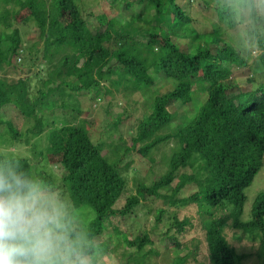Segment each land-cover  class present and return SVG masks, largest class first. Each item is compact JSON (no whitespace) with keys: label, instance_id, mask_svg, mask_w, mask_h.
<instances>
[{"label":"trees","instance_id":"16d2710c","mask_svg":"<svg viewBox=\"0 0 264 264\" xmlns=\"http://www.w3.org/2000/svg\"><path fill=\"white\" fill-rule=\"evenodd\" d=\"M109 1L111 8L91 12L95 19L90 20L83 0H0V71L7 74L10 67L25 65L28 73L14 81L0 76V143L18 147L15 152L47 180L50 174L40 166L57 168L66 195L80 210L92 213L86 222L99 238L114 218L134 215L147 200L156 206L155 227L162 229L163 238L172 239L174 254L187 250L172 264H187L196 259L198 245L181 244L179 235L194 223L192 217L180 218L178 209L196 204L210 264H243L250 256L230 243L229 227L239 232L238 239L258 244L257 259L264 264V191L244 219L246 190L264 165V81L255 83L264 75V37L255 45L245 42L259 50L257 55L245 51L216 0H198L197 12L210 13L204 20L211 26L208 31L199 30L195 22L201 20L187 12L194 0ZM156 5L163 18L159 23L149 20ZM119 6L134 8L127 22H143L147 39L141 32L121 30L122 24L108 25V12L115 13ZM25 38L42 42L38 51H29ZM248 66H254L247 80L254 88L243 91L233 75ZM33 76L39 79L38 87ZM108 80L121 88L126 102L137 92L144 96L147 110L136 118L134 130H128L131 146L121 144L122 134L113 146L94 139L84 121L57 115V109H72L79 93L101 98ZM6 105L17 109L21 127L5 118ZM73 108L82 111L79 104ZM123 108L106 126L107 133L125 124L129 104ZM170 141L171 153L163 155L165 172L153 178L149 172L156 174L155 169H149L145 175L150 182L138 181L136 193L117 207L131 167L130 162L121 166L124 159L137 150L153 161L151 152ZM27 143L31 146L22 153L19 146ZM106 145L112 155L104 153ZM189 187L195 189L181 196ZM152 205H146L150 212ZM113 227L116 244L110 247L112 236L103 240L104 255L118 254L123 240L132 250L122 252V264H153L152 258L161 253L148 229L122 240L120 227Z\"/></svg>","mask_w":264,"mask_h":264},{"label":"rangeland","instance_id":"374dc122","mask_svg":"<svg viewBox=\"0 0 264 264\" xmlns=\"http://www.w3.org/2000/svg\"><path fill=\"white\" fill-rule=\"evenodd\" d=\"M180 1V0H179ZM183 1V0H182ZM184 2V1H183ZM187 2V0H186ZM16 2H13V5H15ZM110 5L109 0H83L82 6L85 9L86 16H90L91 12L96 13H102L107 10V6ZM50 6V2H49ZM137 6V5H136ZM188 6V7H187ZM187 12L190 13L192 18L199 19L201 21L195 22V25L199 28V30L208 31L211 30V26L204 22L206 20V16L204 13H199L197 10L199 7V1L194 0L192 1L191 6L187 5ZM111 8V7H110ZM113 10L116 12H108L109 19L111 18V21L108 23V25L113 27H119L121 30L127 31L132 35H136L139 32H141L142 38H146L147 33L143 29L145 24L143 22L140 23H132L129 24L130 20V13H134V8H130L128 10H123L120 6L115 7ZM159 10V7L156 5V7L153 8L152 16L149 17V20L157 21V23L160 22L162 18L161 15L157 13ZM108 11V10H107ZM129 13V14H128ZM121 14L124 16L120 17ZM90 20L95 19L92 15L89 18ZM211 20V17L208 19ZM31 32V31H30ZM27 35L29 38V35L32 34V32ZM36 35H39V32H36ZM26 41V47L28 46L29 51H38V48H40V45L42 42H39L37 38L34 40ZM255 55L259 53V50H255L253 52ZM254 66H248L246 68H240L237 71L234 72L233 78L239 81V89L242 90H250L253 89V83L248 82V76L251 74L252 69ZM260 67V66H259ZM8 73L4 74L0 71V76L6 75L10 80L14 81L17 80L20 77H26L28 73H25V65H19L17 69H14L13 67H10L8 69ZM46 74V72H45ZM45 74H42L44 76ZM256 84H261L264 81V75H259L256 78ZM38 78L36 76L32 77V82L34 83L35 87H38L39 84ZM103 96L101 98H98L97 100H92L89 95L79 93L77 95V104L80 105L82 108L81 112L76 111L73 107L71 108H60L57 109V115L60 117H68L69 119L73 120L74 123H83L86 125L87 128L90 129L92 132L94 139H103L106 143L111 142V146L115 145V143L118 141L119 135H123V142L121 141V144H127L128 146L132 145L131 140V133L128 132V130H134L135 124H136V118L142 116V114L147 110V106H144L145 99L142 94L139 92L135 93L134 95L127 96L128 102H126V99L124 98L123 94L120 92V87L111 84V81L108 80V82L103 85ZM37 90V89H36ZM68 90V89H67ZM77 93V92H76ZM56 98L59 97V94L57 93L55 95ZM62 103L61 101H59ZM129 104V108H127L128 114L124 116V122L125 124H121L120 127L114 132L113 130L110 133H107V125L111 122H113L116 119V116L119 112H123L125 109L123 108L125 105ZM172 108V107H171ZM173 109V108H172ZM3 114L5 118H12L15 121V125L19 127V123L21 124V118L18 115V111L14 106H5L2 109ZM133 113V116L130 114ZM26 126V125H25ZM21 127V126H20ZM24 127V126H23ZM112 133V134H111ZM42 141L43 144H46V134L43 133ZM31 144L33 139H30ZM41 143V142H40ZM173 142L170 141L167 145L158 147L157 149L153 150L151 152V156L154 157V160L151 161L147 156H143L140 152L137 150H134L131 152L121 163V166L125 167L126 162H130V168H127L126 170V178H127V190L125 194L121 197V199L118 201L117 207H122L125 204L126 198L136 193L137 191V184L140 180H146V182H150L149 178H146V172L149 169H155V173L149 172L153 178L154 176L159 177L162 173L165 172L166 169V160H163V155L166 154V156L170 155L171 148L173 146ZM31 146L30 144H23L19 146L22 153H24V149L27 147L29 148ZM140 147V145L137 146V149ZM0 149H7L11 151H17L18 147H14L13 145H5L4 143H0ZM107 147L104 150V153H108L112 155L111 149ZM29 153H31V149H28ZM36 151L33 149V152ZM49 156V155H48ZM50 158V157H49ZM52 161V159H51ZM41 171H46L47 174H50L51 181L56 183V185L61 187V181H60V173L57 168H53L54 171L50 169L49 163H47V167H43ZM63 190L64 188L61 187ZM195 188L189 187L187 190L182 191L181 196H187L191 192H193ZM264 191V165L255 177L253 183L251 186H249L246 190L247 194V202L245 204V213H244V219H249L250 216V210L252 207V204L254 203L256 197ZM150 204L152 205V202H149L147 200L142 202V205L138 208L136 213L134 215L129 216L128 218H123L121 216H118L114 218V224H109L107 229L104 231V234L100 238L101 240H109V236H112V240L110 241V247L113 248L116 244V233L114 231V225L119 226L122 230V240L125 238H133L136 234L140 233L144 228L148 229L150 232V235H152L153 239L156 241L155 247L158 248L161 253L157 256H154L152 258L153 264H172L173 259L176 257H180L181 254H184L187 252V250H183V252H179L177 254H174V252L177 250L175 246L173 245L172 239L163 238L162 237V229L155 227V207L152 205V211L150 212L148 210V207L146 205ZM82 213H84V219L87 221L89 218L92 217V213L87 208H82L80 210ZM178 216L180 218H183L184 216L192 217L193 220V227L190 228L189 231L185 232L183 237L179 235V239L181 241V244L183 246H188L189 248H193L194 244L198 245V252L196 259H191L187 264H198L199 262L205 261L207 264L209 263V257H208V248L207 243L205 241V231L203 229L202 223H201V217L199 213V208L196 204H191L186 207H182L178 209ZM228 238L230 243L237 248V251L240 253H247L250 256L244 261L243 264H259V261L257 259L256 251L258 249V244L251 242L247 239H238L235 234H237L235 229L228 228ZM239 234V232H238ZM237 234V235H238ZM239 236V235H238ZM112 250V249H111ZM132 248H129L128 245L124 243V240L122 241V245L118 250V254L114 252H110L109 254L104 255L102 264H122L124 259L121 258L122 252H130Z\"/></svg>","mask_w":264,"mask_h":264},{"label":"clouds","instance_id":"9594fccd","mask_svg":"<svg viewBox=\"0 0 264 264\" xmlns=\"http://www.w3.org/2000/svg\"><path fill=\"white\" fill-rule=\"evenodd\" d=\"M216 4L244 50L254 52L247 45L264 37V0ZM84 215L25 157L0 149V264H102L104 241Z\"/></svg>","mask_w":264,"mask_h":264}]
</instances>
